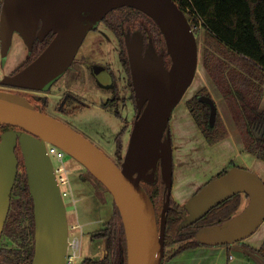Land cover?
I'll list each match as a JSON object with an SVG mask.
<instances>
[{
	"label": "water",
	"instance_id": "water-1",
	"mask_svg": "<svg viewBox=\"0 0 264 264\" xmlns=\"http://www.w3.org/2000/svg\"><path fill=\"white\" fill-rule=\"evenodd\" d=\"M138 9L151 17L164 35L171 66L141 31L125 35L138 114L123 159L118 165L103 150L68 124L43 113L24 96L0 91V126H11L0 137V240L17 181L20 146L34 201L35 252L32 264H66L70 224L47 143L74 157L111 193L124 224L128 264H164L168 213L173 208L174 146L170 126L175 108L191 87L199 67V42L186 13L175 0H3L0 47L6 62L15 33L29 51L35 40L53 33L46 49L2 84L49 92L71 68L86 36L119 8ZM96 68V67H95ZM98 69V68H97ZM96 71V69H95ZM211 108L215 100L201 97ZM160 171L165 201L160 215L143 182L155 184ZM237 194L248 205L228 221L197 231L208 247L240 248L264 223V181L248 169L233 166L203 185L185 204V229ZM249 253V252H248ZM251 254V253H250ZM253 255V254H252ZM260 264L264 259L253 255Z\"/></svg>",
	"mask_w": 264,
	"mask_h": 264
},
{
	"label": "trees",
	"instance_id": "trees-1",
	"mask_svg": "<svg viewBox=\"0 0 264 264\" xmlns=\"http://www.w3.org/2000/svg\"><path fill=\"white\" fill-rule=\"evenodd\" d=\"M175 1L186 13L192 27L195 24H202L204 27L206 39L202 65L222 95L224 102L229 106L246 151L264 163V130H262L264 110L260 109L264 98V0ZM2 4L3 0L0 5ZM104 23L118 38L121 47L120 60L127 70L133 92L125 41L127 33L141 31L146 44H153L157 52L164 56L167 67L171 66L172 62L167 52L164 35L157 23L144 12L135 8L122 7L110 12ZM51 40L52 37H48L45 42L37 40L33 59L49 45ZM201 97L212 98L207 87L200 89L189 98L186 101V106L207 143L216 145L229 136V130L219 111L214 125L210 124L211 108L206 101L201 100ZM133 98L135 101V97ZM118 102L119 99L114 98L108 104H117ZM11 128V126L1 125L0 137ZM126 130L125 126L115 139L117 155L115 162L118 165L124 159ZM16 152L20 167L12 192L10 212L0 240V264H32L35 252L34 201L30 193L20 146L17 147ZM232 165L236 166L233 163ZM227 171V168L224 169L212 179ZM100 184L105 187L102 183ZM143 185L155 205L159 207L165 201V183L160 171L157 183L143 182ZM242 204L243 194H237L212 209L195 224L181 229L180 225L184 221V216L177 210H184L185 207L172 202L175 209H171L168 213L166 248L175 245L177 247L171 255H166L165 263L184 252L205 246L197 240V231L228 221L239 213ZM114 208L111 219L94 235V239L106 240V254L100 259L87 257L82 261V264H128L125 228L115 202ZM4 237H8L15 246H3L1 241ZM239 246L264 259V240L257 248L245 242H240ZM224 264L233 263L228 261Z\"/></svg>",
	"mask_w": 264,
	"mask_h": 264
},
{
	"label": "rangeland",
	"instance_id": "rangeland-1",
	"mask_svg": "<svg viewBox=\"0 0 264 264\" xmlns=\"http://www.w3.org/2000/svg\"><path fill=\"white\" fill-rule=\"evenodd\" d=\"M1 2L2 0H0V4ZM193 30L199 42V67L193 84L175 108L170 123L174 146V184L171 201L178 205H184L203 185L220 174L222 170L232 168V163L257 173L264 181V163L252 154H247L249 152L246 151L238 126L231 115L229 106L224 101L221 100L217 103L219 114L227 128L231 129V141L235 145H241L239 147L242 157L231 153L228 148L230 145L224 146L226 143L210 148L201 129L189 113L186 101L200 89L207 87L210 93L216 95L219 92L202 65L206 39L205 29L202 24H195ZM120 52L118 38L102 22L97 29L88 33L71 68L53 85L49 91L50 94H47L53 103L64 99L66 109L72 113L67 120L69 126L87 137L114 161L117 159L115 138L124 125L128 124L127 134L129 135L124 138L126 150L130 141L136 109L133 100L130 99L129 89L122 90L124 94L114 92L113 89L105 87L98 80V78L103 79V76H96L93 69L95 66L108 67L115 73L120 86L124 87L128 80L125 67L120 60ZM28 54V47L24 40L18 33H15L6 62H3L0 47V80L4 75H8L17 68L28 57ZM125 97L126 103H124ZM114 98H118L119 102L108 104ZM260 109L264 110V103H261ZM262 130H264V124ZM54 163L57 165L56 159H54ZM65 163L70 168L72 196L70 194L71 187L64 186L63 190H68L70 194L65 197V203L70 235L81 245L79 260L83 261L87 257L100 259L106 254V240L94 239V235L113 216L114 198L74 157L66 154ZM248 203L249 198L243 194L240 211ZM161 206L162 208H160ZM163 206L164 201L157 207L160 215ZM160 215H158L159 219ZM74 226H78V228ZM263 233L264 223L256 232L254 239ZM1 244L6 247L15 246L8 237H4ZM176 247L175 245L166 248V255H171ZM226 258L227 254L221 247L202 246L184 252L174 263L215 264V262L223 263ZM237 259L238 264L245 263L244 257L238 256Z\"/></svg>",
	"mask_w": 264,
	"mask_h": 264
},
{
	"label": "flooded vegetation",
	"instance_id": "flooded-vegetation-1",
	"mask_svg": "<svg viewBox=\"0 0 264 264\" xmlns=\"http://www.w3.org/2000/svg\"><path fill=\"white\" fill-rule=\"evenodd\" d=\"M1 8H2V5H1ZM0 13H1V9H0ZM55 35H53V33H49L45 38L44 40H40V39H36L35 40V43H34V47L36 45V42L37 40H39L40 42H45L46 39L48 37H52V40L54 38ZM51 40V41H52ZM50 41V42H51ZM50 44V43H49ZM34 47H33V50L32 51H29V54H28V57L23 60L18 66L17 68H15L11 73H9L8 75H14L16 73H18L19 71H21L23 68H25L28 64H30L32 61H34L43 51H41V53L35 57L33 59V56L35 55V51H34ZM171 59V58H170ZM76 60V59H75ZM122 63V62H121ZM96 67V68H95ZM94 69H93V72L95 73L96 76H99V75H102L103 76V79H100L98 78V80L105 86V87H108L110 89H113L114 92L118 93V94H124V91L122 90H127L129 89V93H130V99L133 100L134 102V106H135V109H136V113H135V116H134V121H133V126H134V123H135V120H136V117H137V114H138V110H137V106H136V102L134 101V98L135 97V92H133V89L130 85V78H129V75L127 73V70H126V77H127V84L122 87L120 86L119 84V80H117L116 78V75L115 73H113L112 70H110L108 67H105V66H95ZM98 68V69H97ZM96 69V71H95ZM6 75H4L5 77ZM3 77V78H4ZM2 78V79H3ZM2 79L0 80V91H7V92H15L19 95H22L24 96L25 98H27L35 107L36 109L38 110H41L43 113L47 114V115H50L66 124L69 125V123L67 122L68 118L70 117V115L72 114L70 111H68V109H66V104H65V101L64 99H60L59 101L53 103L52 99H50L48 97L47 94H50V92H42V91H35V90H27V89H21V88H17V87H14V86H10V85H5V84H2ZM118 81V82H117ZM127 86V87H126ZM124 103H126V97L124 98ZM219 111V110H218ZM127 127L128 128V124H125L124 127ZM133 126H132V129H133ZM123 127V128H124ZM122 128V129H123ZM132 129H131V132H132ZM121 132V131H120ZM131 132H130V136H131ZM120 134V133H119ZM118 134V135H119ZM117 135V136H118ZM126 135H129L127 134V130H126V133L124 135V138ZM116 139V138H115ZM127 150V149H126ZM125 150V152H126ZM125 156V154H124ZM123 162V161H122ZM121 162V164H122ZM121 164H119L121 166ZM156 206V205H155ZM172 209H175L174 207ZM156 210H157V206H156ZM179 212H181V214L184 216V212H185V209L184 210H177ZM158 213V211H157Z\"/></svg>",
	"mask_w": 264,
	"mask_h": 264
},
{
	"label": "built area",
	"instance_id": "built-area-1",
	"mask_svg": "<svg viewBox=\"0 0 264 264\" xmlns=\"http://www.w3.org/2000/svg\"><path fill=\"white\" fill-rule=\"evenodd\" d=\"M47 149L48 153L52 158L56 179L61 186L63 197L69 196L71 194L72 196V187L71 182L69 178L70 174V168L65 163V157L66 152L60 149L58 146L47 143ZM54 159H56L57 165L54 163ZM64 186L71 187V191L69 194L68 190H63ZM69 194V195H68ZM75 228H78V226H74ZM81 258V245L80 242H77L74 238L70 235V244H69V251L67 254V261L66 264H82V261L79 259ZM229 259L233 260L234 255H229Z\"/></svg>",
	"mask_w": 264,
	"mask_h": 264
},
{
	"label": "crops",
	"instance_id": "crops-1",
	"mask_svg": "<svg viewBox=\"0 0 264 264\" xmlns=\"http://www.w3.org/2000/svg\"><path fill=\"white\" fill-rule=\"evenodd\" d=\"M211 95H212L213 99L215 100L216 104L218 102H220L221 100L224 101L223 97L221 96V94L219 92H217V95L216 94H213V93H211ZM263 100H264V98H263ZM262 103H264V101ZM228 128H229V136L226 139H224L222 142H220V143H218L216 145H210V148L219 147L220 145H223L224 143H226V145H224V146H227L228 147L230 145V147H228V148H229V150H230L231 153H233L234 155H237V156L239 155V156L242 157V155H241V152L242 151L240 150V147H239L240 144L239 145H235V143H233L231 141V131H230L231 129H230V127H228ZM230 142H231V144H230ZM227 144H229V145H227ZM242 144H243V142H242ZM247 154L251 155L250 153H247ZM255 234L252 235L250 238L246 239L243 242H245V243H247V244H249V245H251L253 247H256V248L259 247L262 244L263 240H264V233L262 235H260V237H258L257 239H254ZM214 248H216V247H214ZM221 249L227 254V258L225 259V261L223 263L215 262V264H224V263H226L228 261L230 263H233V264H238L237 263V261H238L237 257L238 256L245 258V263L243 262V264H260L259 261L252 254L248 253L247 251H245L243 249H240V248L235 249V248L229 247V246L221 247ZM181 255H179L178 257H176L173 260H171L169 262H166L164 264H171V263H173V264H179V263H174V262H176V260ZM229 255H234V259L233 260H230L229 259ZM181 264H186V262H182ZM199 264H201V263H199ZM204 264H208V263H204Z\"/></svg>",
	"mask_w": 264,
	"mask_h": 264
}]
</instances>
